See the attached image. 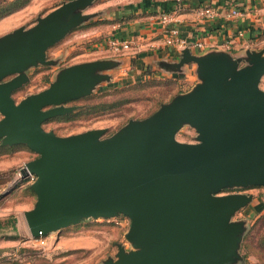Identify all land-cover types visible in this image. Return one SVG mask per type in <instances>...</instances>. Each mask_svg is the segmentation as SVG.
<instances>
[{
  "label": "water",
  "instance_id": "water-1",
  "mask_svg": "<svg viewBox=\"0 0 264 264\" xmlns=\"http://www.w3.org/2000/svg\"><path fill=\"white\" fill-rule=\"evenodd\" d=\"M93 2H62L31 27L0 37V141L37 155L20 170L21 179L35 176L36 202L24 213L31 237L123 215L131 249L120 246L116 260L103 264L237 263L245 224L231 219L252 196L220 192L264 188V49L234 58L185 48L178 62L160 66L181 73L194 64L198 82L189 91L109 137L102 138L105 129L57 136L43 122L76 110L65 105L109 82L105 72L119 62L62 68L45 89L18 103L12 93L29 81V69L56 65L47 51L95 16L85 13ZM184 126L195 130L196 143L177 141Z\"/></svg>",
  "mask_w": 264,
  "mask_h": 264
},
{
  "label": "rangeland",
  "instance_id": "rangeland-1",
  "mask_svg": "<svg viewBox=\"0 0 264 264\" xmlns=\"http://www.w3.org/2000/svg\"><path fill=\"white\" fill-rule=\"evenodd\" d=\"M33 1L0 0V37L21 26L31 27L38 14L44 16L50 12L51 6L53 10L66 0ZM90 11L88 8L85 13ZM5 17L8 18L5 20ZM94 17L70 31L47 51V59L56 61L55 66H38L27 71L29 81L12 93L16 103L45 89L60 69L103 55L98 51L105 38L96 41L94 37L98 27L107 23ZM84 28L93 31L90 35L95 41L89 36L81 37L80 30ZM77 51L81 53L71 57ZM195 81V75L190 74L185 81L149 75L144 80L114 88L103 82L91 95L65 105L77 107L76 110L46 120L42 128L47 132L53 131L57 136L105 129L102 138H106L130 120L150 116L161 104L170 101L177 92L189 89ZM259 87L264 91V76ZM196 135L194 129L184 126L176 134V139L182 143H196ZM36 157L25 145L4 146L0 141V194L5 193L0 199V243H4L0 247V264H103L107 259L116 260L120 246L126 251L131 249L125 239L130 221L123 215L84 219L45 235L41 244L33 239L24 213L34 207L36 196L30 189L31 177L21 179L20 170ZM228 194L252 196V201L231 219L245 224L238 250L241 260L235 264H264V188H231L220 192V195Z\"/></svg>",
  "mask_w": 264,
  "mask_h": 264
},
{
  "label": "crops",
  "instance_id": "crops-1",
  "mask_svg": "<svg viewBox=\"0 0 264 264\" xmlns=\"http://www.w3.org/2000/svg\"><path fill=\"white\" fill-rule=\"evenodd\" d=\"M208 4L218 9V17L213 20L199 19L196 9ZM233 8L240 11L252 9V12L244 16L232 17L230 11ZM175 9L177 12L170 26L178 28L181 37L189 41L201 40L205 44L203 50L188 48L193 55H204L209 51H226L232 57L239 58L244 56L247 50L264 49V0H94L89 8L92 10L89 14H94L99 20L107 23L98 27L94 37L97 38L96 41L104 37L105 44V40L112 37L129 42L130 48L115 56L103 45L98 51L103 54L102 56L97 59L82 60L79 63L95 59L119 62L116 68L105 72L110 77L107 83L111 88L144 80L149 75H158L171 80L182 76L181 80H187L190 74L195 75L194 64L183 66L181 73L166 72L160 66L161 62H178L180 58L181 53L178 54L176 50L164 45L163 27L159 22V16L163 12H171ZM80 31L82 38L89 36V39L95 41L90 35L93 31L88 28ZM225 43H229V49L224 48ZM79 53L74 52L71 57ZM197 82L198 80L189 89L180 91L176 95L189 91ZM2 246H4L3 242L0 243V247Z\"/></svg>",
  "mask_w": 264,
  "mask_h": 264
},
{
  "label": "built area",
  "instance_id": "built-area-1",
  "mask_svg": "<svg viewBox=\"0 0 264 264\" xmlns=\"http://www.w3.org/2000/svg\"><path fill=\"white\" fill-rule=\"evenodd\" d=\"M176 9L171 12H163L159 16V22L163 27V43L166 47L172 48L181 53V51L185 48H194L198 50H203L205 44L201 40L189 41L183 37H181V32L178 28L171 27L170 24L174 22V18L176 15ZM252 9L240 11L238 9H231L230 16L232 17H240L247 14H251ZM196 15L201 20H213L218 17L219 11L212 5H203L196 9ZM106 50L113 55H119L124 51H127L130 48V44L127 41H121L116 38L109 37L105 40L104 44ZM225 49H229V43L224 44ZM31 177V181H35L34 175H29ZM45 236L39 233V235L35 239L36 241H40L42 243V239Z\"/></svg>",
  "mask_w": 264,
  "mask_h": 264
},
{
  "label": "trees",
  "instance_id": "trees-1",
  "mask_svg": "<svg viewBox=\"0 0 264 264\" xmlns=\"http://www.w3.org/2000/svg\"><path fill=\"white\" fill-rule=\"evenodd\" d=\"M8 13H9V12H8ZM2 16H3V15H2ZM4 16H6V15H4ZM181 78H182V76H179L178 79H176V81L179 80V79H181ZM47 83H49V80H48ZM177 93H179V92H177ZM177 93H176V94H177ZM176 94H175V95H176Z\"/></svg>",
  "mask_w": 264,
  "mask_h": 264
}]
</instances>
